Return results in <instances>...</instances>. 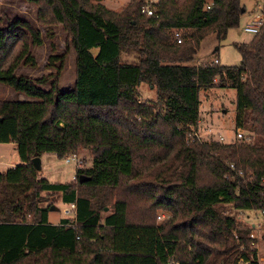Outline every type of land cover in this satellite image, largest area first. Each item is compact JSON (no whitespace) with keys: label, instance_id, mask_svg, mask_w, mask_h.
I'll return each instance as SVG.
<instances>
[{"label":"trees","instance_id":"obj_1","mask_svg":"<svg viewBox=\"0 0 264 264\" xmlns=\"http://www.w3.org/2000/svg\"><path fill=\"white\" fill-rule=\"evenodd\" d=\"M30 1L70 35L76 80L59 85L66 53L51 55L55 74L17 75L37 65L42 33L21 18L0 28V82L31 98L0 100V143H14L22 162L0 172V264H260L240 214L264 208V20L234 42L240 64H198L203 40L239 27L242 0H132L119 11L102 0ZM217 81L237 90L236 135L248 129L250 141L196 135L199 91ZM80 149L93 164L75 181H50L32 163ZM51 196L75 202L74 216L51 223Z\"/></svg>","mask_w":264,"mask_h":264},{"label":"rangeland","instance_id":"obj_2","mask_svg":"<svg viewBox=\"0 0 264 264\" xmlns=\"http://www.w3.org/2000/svg\"><path fill=\"white\" fill-rule=\"evenodd\" d=\"M130 1L132 0H102V3L109 9L119 11ZM146 1L152 3L157 0ZM260 2L259 0H242V3L246 6V12L241 17L239 27L231 29L227 38L221 42L213 35L208 36L202 42L194 63L207 64L215 57H218L221 65L234 66L240 64L242 58L234 42H249V39L253 37L254 34L246 32L244 28L259 13L258 5ZM91 3L97 4V1L91 0ZM41 6L30 0H0V28L8 25L16 18H21L29 21L42 33L43 44L32 48L37 65L35 67L23 65L17 70V75L38 78L50 73L55 74L59 64L58 62H54L53 65H49L51 55H62L66 53L65 65L59 79V85L65 91L72 87L76 80V51L71 46L70 35L62 24L56 23L50 20V18L45 21L43 20L39 13ZM43 8L46 10V16L49 17L50 14L45 5H43ZM97 51V49H94V53H97ZM123 57L125 61H132L133 59L131 55H123ZM44 89H49V86H45ZM140 91L143 93L144 99L155 97V90L147 84H142ZM30 99L29 96L17 92L10 86L0 82V100ZM236 100L237 90L229 83L224 85L220 81H217L210 88L200 89V121L196 127V133L200 139H219L221 136H224V141L226 142L237 140ZM244 133L249 135L252 132H249L247 129L244 130ZM49 156L47 154L43 156L44 168L42 171L45 176L51 181H73L72 176L75 175L77 167L71 163H66L64 159ZM78 157L83 159V166L88 167L93 164V156L88 149H80ZM21 163L17 147L14 143H0V172L6 171L8 168ZM49 202L52 205L58 206L57 210H53L56 212H53L51 215V222H57V220L63 217L71 216L64 213L65 206L58 196H51ZM225 213L232 215L236 213V210L233 206H227ZM158 214L162 216V219L166 215L161 211ZM246 215L254 218L257 214L255 211H249ZM240 218L241 220H245L242 214H240ZM162 219H158L157 217L158 221ZM245 222L247 221L245 220ZM261 255L263 258L261 264H264V242L261 244Z\"/></svg>","mask_w":264,"mask_h":264},{"label":"built area","instance_id":"obj_3","mask_svg":"<svg viewBox=\"0 0 264 264\" xmlns=\"http://www.w3.org/2000/svg\"><path fill=\"white\" fill-rule=\"evenodd\" d=\"M258 9H259V13L254 17L253 21L245 26L244 30L246 32H249L252 34H257L260 31L261 25H262L263 20H264V16L262 14V3L258 5ZM142 12L147 13L149 15H152V14H154L155 9L151 6V4H148V5H144L142 7ZM174 38L176 39L177 43H182L183 37H182L180 30H175ZM210 63L211 64H218V63H220V61L218 58H215ZM196 135L198 136L197 133H196ZM236 138L239 140H246V141L251 140V137L248 136L246 133H244V130H239L237 135H236ZM219 139L221 141H224L225 137L221 136ZM63 159L66 163H71V164L75 165L77 168L84 167L83 166L84 165L83 159L79 158L78 154H76V153H71V154L67 155L66 157H64ZM229 166H230V169L235 170L234 164H230ZM76 177L77 176L75 174L72 177V180L75 181ZM260 187L264 191V177H262V179L260 180ZM76 208H77V206H76L75 202L67 204L64 208V213L74 216V214L76 213ZM246 214H247V212L242 213V215H244L245 220L247 222H245V220H242V221L251 227V230L249 233L250 238L253 240L251 247L257 249L259 262L261 264V260H263L262 255H261V244L263 243L262 233L264 230V208L256 211L257 215H255L254 218H252L251 216L246 215ZM158 219H162V216L161 215L158 216ZM241 249H243V247H241ZM243 264H246V263H243Z\"/></svg>","mask_w":264,"mask_h":264},{"label":"crops","instance_id":"obj_4","mask_svg":"<svg viewBox=\"0 0 264 264\" xmlns=\"http://www.w3.org/2000/svg\"><path fill=\"white\" fill-rule=\"evenodd\" d=\"M261 3V2H260ZM259 3V4H260ZM251 23V22H250ZM252 38H250L249 39V41L251 40ZM204 41V40H203ZM202 41V42H203ZM201 45H202V43H201ZM215 58H218V57H215ZM214 58V59H215ZM214 59H212V60H214ZM219 59V58H218ZM211 60V61H212ZM219 61H220V59H219ZM45 154H47V155H50L49 157H53V156H56V154H54V153H52V154H50V153H43L40 157H41V161H42V169L44 168V165H43V156L45 155ZM57 157V156H56ZM14 167V166H13ZM39 174L41 175V176H44V177H46L45 176V174H44V172L41 170V171H39ZM74 176V175H73ZM72 176V177H73ZM47 178V177H46ZM50 180V179H49ZM51 181V180H50ZM54 182H60V181H54ZM64 206H66L67 204H64V203H62ZM53 212H56V211H50V213H49V221L51 222V215L53 214ZM70 217H73L72 215L70 216ZM63 218H65V217H63ZM63 218H61L60 220H57V222H51V223H54V224H58Z\"/></svg>","mask_w":264,"mask_h":264},{"label":"water","instance_id":"obj_5","mask_svg":"<svg viewBox=\"0 0 264 264\" xmlns=\"http://www.w3.org/2000/svg\"><path fill=\"white\" fill-rule=\"evenodd\" d=\"M32 163L33 165L35 166V168L38 170V171H41L42 170V161H41V157L40 156H37V157H34L32 159ZM80 181L83 182L84 181V176H81L80 177ZM58 209V206H55V205H52L51 206V210H57Z\"/></svg>","mask_w":264,"mask_h":264}]
</instances>
